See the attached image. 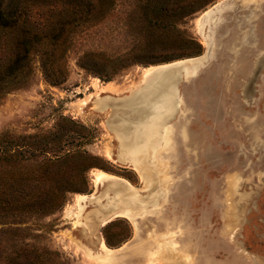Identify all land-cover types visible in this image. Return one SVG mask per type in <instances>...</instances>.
Listing matches in <instances>:
<instances>
[{
    "label": "rangeland",
    "instance_id": "1",
    "mask_svg": "<svg viewBox=\"0 0 264 264\" xmlns=\"http://www.w3.org/2000/svg\"><path fill=\"white\" fill-rule=\"evenodd\" d=\"M8 5L29 75L0 98V138L23 145L61 128L48 158L81 149L100 160L86 176L79 157L28 167V199L0 194V231L12 230L0 233L11 249L0 246V264H149L156 237L169 240L166 264H264V0ZM18 172L0 162V176ZM59 191L50 214L32 210ZM17 207L31 211L3 215Z\"/></svg>",
    "mask_w": 264,
    "mask_h": 264
},
{
    "label": "trees",
    "instance_id": "2",
    "mask_svg": "<svg viewBox=\"0 0 264 264\" xmlns=\"http://www.w3.org/2000/svg\"><path fill=\"white\" fill-rule=\"evenodd\" d=\"M156 1V0H152ZM6 0H0V98L2 95H5L9 91H13L16 88L23 86L28 81L29 70L25 64V61L30 56V51H28L27 47L24 48L22 45L25 41L20 45H12L11 41V27L9 26L12 20L16 19L14 17V12L11 10L10 6H5ZM192 13V12H191ZM189 13V15L191 14ZM147 15L146 10L140 12V16ZM22 45V46H21ZM21 48H23L21 50ZM16 54V58L22 60V64L18 67H14V55ZM129 63H111L107 65L108 67V75L106 78H111L112 76L118 74L120 71L126 69L127 67L133 65L130 61ZM42 74L46 79L50 78V83L53 82L58 84L62 78L57 77L55 73H52L54 67L52 64H47L45 62H41ZM49 71L52 75L49 74ZM50 76H53L51 79ZM66 130L58 129L53 132H49L44 135H34V136H26L21 137V144H14L10 138L7 141L3 139V136L0 138V162L8 164V167L11 166L19 169L18 175H10L9 177L0 176V194L4 195L5 198L14 201H23L28 199L31 195L24 191L22 185L29 183L32 181V178L25 174L24 170L27 171L28 167H36L38 168L37 173H41V166H46L50 163H62L64 164L67 161L73 160L75 157H79L84 159L85 163L82 164L81 169L83 174L86 176L89 170L93 168H98L97 163L95 161L100 160L98 157H95L88 153L87 151L78 149L76 151H67L61 155H57L54 159L48 158L46 155L45 148L50 147V145L54 146L59 143L62 139ZM21 145V146H20ZM26 149L28 155L22 150ZM15 165H12L14 164ZM35 164L37 166H35ZM40 167V168H39ZM43 176L51 177V173L42 174ZM43 178V177H42ZM34 179V178H33ZM86 179V178H85ZM16 185V186H13ZM12 187L11 191H2V187ZM78 190L68 189L65 192H74ZM64 191L54 192L49 194L48 202L45 205H39L37 209H32L37 212L40 211H48L47 214L51 213L54 209H57L58 204L63 202L64 195L66 194ZM59 200V202H58ZM31 211L28 209L27 211H21L20 207L14 208L10 213H3L5 217H17L19 215L27 214ZM51 211V212H50ZM12 230H3L0 231L1 234H6L11 232ZM5 239V238H4ZM9 239L6 238V241L0 242V246L5 250V253L8 255L10 253V247L8 245Z\"/></svg>",
    "mask_w": 264,
    "mask_h": 264
},
{
    "label": "bare ground",
    "instance_id": "3",
    "mask_svg": "<svg viewBox=\"0 0 264 264\" xmlns=\"http://www.w3.org/2000/svg\"><path fill=\"white\" fill-rule=\"evenodd\" d=\"M188 63V62H187ZM179 71H183V69H178ZM102 174H99L96 177V181L99 182L100 179L102 178ZM95 181V182H96ZM118 191L122 190L120 187L116 188ZM81 197V196H80ZM126 200V199H125ZM82 201V200H81ZM128 201V200H127ZM126 201V202H127ZM169 240L167 238H161V237H156L155 239H152L151 241V245H152V250H150L149 253H147V259H148V263L149 264H153V263H170V261L172 260V258L168 257L169 254V247L168 244ZM175 245V244H174ZM172 249V248H171ZM171 254V253H170ZM174 256V252L172 253ZM178 255V254H177ZM115 256V255H114ZM175 257V256H174ZM104 258V257H103ZM170 258V259H169ZM110 259V258H109ZM109 259L106 261V264H119L118 260H112ZM104 261V259H103ZM183 261V260H182Z\"/></svg>",
    "mask_w": 264,
    "mask_h": 264
},
{
    "label": "water",
    "instance_id": "4",
    "mask_svg": "<svg viewBox=\"0 0 264 264\" xmlns=\"http://www.w3.org/2000/svg\"><path fill=\"white\" fill-rule=\"evenodd\" d=\"M180 71L178 69L169 70L167 73H179Z\"/></svg>",
    "mask_w": 264,
    "mask_h": 264
}]
</instances>
